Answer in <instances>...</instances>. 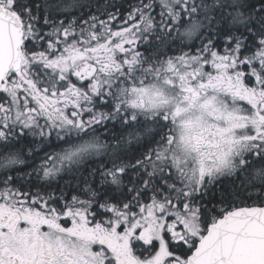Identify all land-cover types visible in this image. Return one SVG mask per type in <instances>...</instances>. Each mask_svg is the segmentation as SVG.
Wrapping results in <instances>:
<instances>
[{"label":"snow or ice","instance_id":"6c2138e0","mask_svg":"<svg viewBox=\"0 0 264 264\" xmlns=\"http://www.w3.org/2000/svg\"><path fill=\"white\" fill-rule=\"evenodd\" d=\"M0 264H264V0H0Z\"/></svg>","mask_w":264,"mask_h":264},{"label":"trees","instance_id":"16d2710c","mask_svg":"<svg viewBox=\"0 0 264 264\" xmlns=\"http://www.w3.org/2000/svg\"><path fill=\"white\" fill-rule=\"evenodd\" d=\"M100 2H101V3H104L105 0H100ZM93 3H95V0H93ZM197 43H198V42H197ZM20 167L22 168V166H20ZM28 171H30V169H29ZM41 183H42V181H41Z\"/></svg>","mask_w":264,"mask_h":264}]
</instances>
